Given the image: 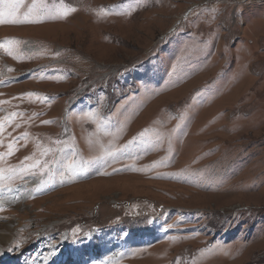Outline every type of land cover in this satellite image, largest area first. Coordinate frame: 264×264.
<instances>
[{
    "label": "rangeland",
    "instance_id": "374dc122",
    "mask_svg": "<svg viewBox=\"0 0 264 264\" xmlns=\"http://www.w3.org/2000/svg\"><path fill=\"white\" fill-rule=\"evenodd\" d=\"M33 4L0 0L38 21L0 25V264H264V0Z\"/></svg>",
    "mask_w": 264,
    "mask_h": 264
},
{
    "label": "snow or ice",
    "instance_id": "6c2138e0",
    "mask_svg": "<svg viewBox=\"0 0 264 264\" xmlns=\"http://www.w3.org/2000/svg\"><path fill=\"white\" fill-rule=\"evenodd\" d=\"M35 2H36V0H34L33 7H35ZM41 2H42V0H41ZM61 3H62V0H61ZM72 10H74V9H66L65 11L60 12L58 14H60V15H66L67 14V11H72ZM27 15L28 14H26L25 18L21 19V18L15 17L12 14H7L6 15V14H3V13H0V25H2V24H23V23H35V22H38L35 19H28L27 18ZM12 43H18V42L11 41V40L3 41V42H0V48H4L6 44H12ZM8 54L11 55V52L8 51Z\"/></svg>",
    "mask_w": 264,
    "mask_h": 264
},
{
    "label": "bare ground",
    "instance_id": "6f19581e",
    "mask_svg": "<svg viewBox=\"0 0 264 264\" xmlns=\"http://www.w3.org/2000/svg\"><path fill=\"white\" fill-rule=\"evenodd\" d=\"M5 239H6V235H3L2 238H1V240L4 241Z\"/></svg>",
    "mask_w": 264,
    "mask_h": 264
}]
</instances>
